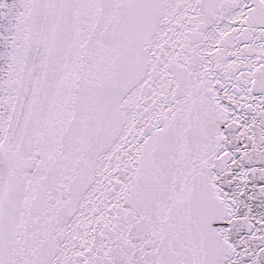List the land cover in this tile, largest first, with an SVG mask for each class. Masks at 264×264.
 <instances>
[{
	"label": "snow or ice",
	"instance_id": "obj_1",
	"mask_svg": "<svg viewBox=\"0 0 264 264\" xmlns=\"http://www.w3.org/2000/svg\"><path fill=\"white\" fill-rule=\"evenodd\" d=\"M0 264H264V0H0Z\"/></svg>",
	"mask_w": 264,
	"mask_h": 264
}]
</instances>
